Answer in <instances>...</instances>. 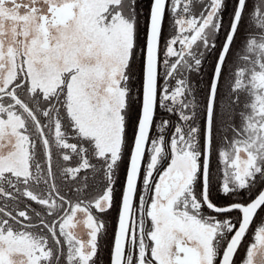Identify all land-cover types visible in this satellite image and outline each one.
I'll list each match as a JSON object with an SVG mask.
<instances>
[{
    "label": "snow or ice",
    "instance_id": "6c2138e0",
    "mask_svg": "<svg viewBox=\"0 0 264 264\" xmlns=\"http://www.w3.org/2000/svg\"><path fill=\"white\" fill-rule=\"evenodd\" d=\"M0 264H264V0H0Z\"/></svg>",
    "mask_w": 264,
    "mask_h": 264
}]
</instances>
